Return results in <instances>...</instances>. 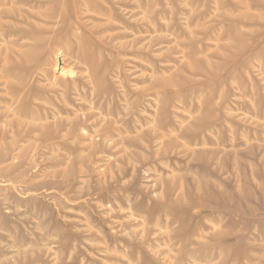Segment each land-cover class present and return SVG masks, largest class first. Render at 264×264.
<instances>
[{
    "label": "rangeland",
    "instance_id": "rangeland-1",
    "mask_svg": "<svg viewBox=\"0 0 264 264\" xmlns=\"http://www.w3.org/2000/svg\"><path fill=\"white\" fill-rule=\"evenodd\" d=\"M0 264H264V0H0Z\"/></svg>",
    "mask_w": 264,
    "mask_h": 264
}]
</instances>
